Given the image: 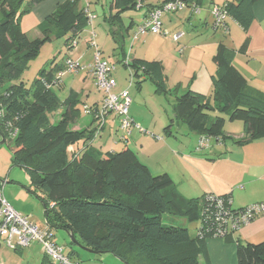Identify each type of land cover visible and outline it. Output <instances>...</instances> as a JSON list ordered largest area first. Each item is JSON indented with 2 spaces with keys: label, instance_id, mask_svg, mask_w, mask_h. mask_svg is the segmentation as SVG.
Returning a JSON list of instances; mask_svg holds the SVG:
<instances>
[{
  "label": "trees",
  "instance_id": "trees-1",
  "mask_svg": "<svg viewBox=\"0 0 264 264\" xmlns=\"http://www.w3.org/2000/svg\"><path fill=\"white\" fill-rule=\"evenodd\" d=\"M40 1L0 0V137L12 152L13 166L29 173L28 190L43 204L49 230H64L95 254L109 253L126 264L207 261L206 241L213 236L205 235L204 230L214 226L215 220L209 209L211 197L227 200L230 195L206 194L187 199L177 191L168 173L153 174L131 148L111 153L94 148L96 128L72 129L79 120L81 96L71 92L63 99L58 93L63 83L52 87L65 70V56L62 63L55 60L44 68L32 87L20 82L46 43L64 38L69 46L88 27L82 0H68L38 26L42 38L31 39L20 20ZM185 1L201 7L203 0ZM257 1L234 0L222 8L248 32L254 23L253 6ZM137 6L135 0H113V19L120 21L124 12ZM157 7H151L149 13ZM225 26L226 21L222 27ZM125 33H114L124 57ZM249 40L248 37L242 51ZM235 57V50L220 43L213 58L217 71L212 76V95L189 90L177 97L174 114L175 120L200 139L214 138L223 144L231 140L243 146L264 139V93L248 85L234 65ZM125 66L135 80L145 76L158 94L168 95L161 63L134 60ZM61 109V120L53 122L51 116ZM210 113L218 115L212 118ZM227 119L243 123V138L226 134ZM95 122L93 117L89 127ZM173 123L174 120L166 130L170 132ZM70 147L79 151L69 153ZM231 207L233 211L244 209ZM206 213L212 217L207 219ZM164 215L199 222L200 226L191 233L187 228L165 225ZM225 240L232 243L234 236ZM69 245L75 244L70 241ZM237 246L238 264H264V241H237Z\"/></svg>",
  "mask_w": 264,
  "mask_h": 264
},
{
  "label": "crops",
  "instance_id": "crops-1",
  "mask_svg": "<svg viewBox=\"0 0 264 264\" xmlns=\"http://www.w3.org/2000/svg\"><path fill=\"white\" fill-rule=\"evenodd\" d=\"M66 1L68 0H41L39 3L35 4L29 14L30 19L34 23L32 29H23V31L31 39L42 38L38 26L48 18V16L54 13L59 5ZM135 1L140 4L141 7L138 8L137 6L135 10L124 12L120 21L113 19V15L116 11L113 10V0L111 1L110 6L107 7L109 9L108 14L106 10L102 13L104 22L110 24L111 29L106 38H101L100 36L98 37L95 28H93L95 27V22L101 17L100 12L97 11L96 8L93 9L91 0H82V4L85 8L89 5V10L95 15V19L93 25L88 26L81 34L79 39L80 45L78 43L77 50L73 52V58L82 65H90L93 63L96 52V48L92 46L90 42V37L93 32L96 36V46L102 52V57L115 66L121 63L123 68L129 71V73L130 70L124 64L125 58H129L131 62L134 60H142L161 63L165 68L169 90L168 95L165 97H171L176 101L178 96L189 90L208 96L212 95V76L217 71L213 58L217 51V47L220 43H223L228 48L236 51L234 65L246 77L248 85L264 93V0H259L254 4V23L248 32L244 31L240 25L231 18H227L225 27H215L216 17L212 13V10L215 7L222 8L225 4L234 0H203L199 13L193 12L191 8H187L177 13L165 14L163 16V26L165 30L170 33V40L168 41L166 38L156 35L153 36V38H146V35H148L147 33L140 35L138 39H134L138 26L143 24L148 17L149 9L159 6L162 0ZM98 2L99 5L102 4V7H104L103 0H98ZM131 12H138L140 15L139 20L135 21V19L129 16ZM194 19H196V21H194ZM126 20H130L129 24H127ZM186 25L190 26L191 31H188V29L186 31L184 30ZM195 27L196 29H194ZM114 33L118 35L119 33L120 35L125 33V57L121 54L122 51L119 44L115 42ZM175 33L183 34L178 44H174L172 42L173 40H171V36ZM31 34H33V37H31ZM248 37L250 38L249 43L242 51L241 48ZM128 39H132L129 51ZM138 40L141 42L140 49H144L141 56L138 55V51L137 53H133L135 42ZM63 58L64 57L58 58L57 62L62 63ZM140 74H143L142 70ZM71 75H74V78L69 84L70 91L68 94L64 93L65 95H63L62 98L65 99L71 92H76L81 96L84 108L85 106L94 107V109L99 107L102 96L98 92V95L91 94L88 90L89 86L87 87L90 81H92L93 84L95 83L93 77L85 71H80L76 75ZM117 75L119 74L117 73ZM117 75L115 79L118 87L115 93H121L123 91H128L129 93L132 88H136L138 92H141V94L143 93L142 99H146L144 93L147 84L148 82L152 83L148 78L142 76L141 79H134V85L130 86V83L127 85L123 82V73L120 74L122 79L117 78ZM137 81L141 84H138ZM62 83L63 85L60 92H64L67 87L64 79ZM78 83L82 86V92L74 88ZM152 85L154 86L155 94L160 95L156 90V86L153 83ZM85 97L86 101L84 100ZM132 118L137 124H140L134 115H132ZM91 122L92 120L90 124ZM174 125L175 122L173 123V126ZM96 127L97 122L86 128L95 129ZM76 129L80 130L79 127ZM166 129L164 133L172 136V129L170 132ZM115 131L118 134L119 123L115 116L110 114L107 117L106 125L94 142V144L98 143L99 148L97 149H100L104 153L117 151L115 148L119 146L118 141L120 142L123 140L121 137L119 140L115 139L113 135ZM134 132L142 133L137 129H135ZM226 134L235 139H240L245 136L244 131L240 133L226 132ZM197 136L200 141V136L198 134ZM156 137L153 134L145 136L142 142L145 140V144H151V146L154 145L155 147L158 146L164 153L172 151L175 154L174 160L177 166L171 170L164 167L161 169V172L157 174L168 173L172 177L177 191L183 197L193 199L200 198L206 194H215L218 196L230 195L232 205L236 209L246 208L254 204H264V139L231 148V155L229 158L213 160L212 156H198L190 152L187 146L182 147L179 145L177 147L178 151H176L170 139L167 140V143L160 146L158 143L154 142V140L161 141L163 139H157ZM103 138H105L104 141H102ZM194 138L197 139L195 135ZM1 140L0 137V142ZM129 141L130 140L126 141L128 143L126 147L130 148ZM196 145L197 143H195V150H197ZM218 146L220 147L218 149L223 148L222 143H219ZM141 147L144 149V146ZM73 150L72 152L68 149V152L75 153V150L79 151L77 147L76 149L73 147ZM234 153H239L238 156L235 157L236 162H234ZM141 156L147 158V161H142L140 159ZM140 157L138 155L139 160L147 165L151 171L153 169L149 161H160V158L156 154L154 158H151V156L143 153V151ZM213 171H216L217 174L211 175ZM6 180H8V182ZM6 180L2 182V188L5 192L8 191L9 187L6 185L12 184V186L18 187V185L21 184L19 181H11L8 177ZM7 195L9 196L8 203L17 212L20 214L25 212L20 201L21 199L19 198L20 194L17 195L15 193L13 197L7 192ZM26 217L30 220V215ZM44 228H48L49 230L47 221L44 224ZM237 241L253 244L264 241V214L257 216L249 225L236 232L232 243L218 238L208 239L206 241L208 260L204 261V259H201V264H238ZM67 252L69 253L68 250Z\"/></svg>",
  "mask_w": 264,
  "mask_h": 264
},
{
  "label": "rangeland",
  "instance_id": "rangeland-1",
  "mask_svg": "<svg viewBox=\"0 0 264 264\" xmlns=\"http://www.w3.org/2000/svg\"><path fill=\"white\" fill-rule=\"evenodd\" d=\"M103 1H104L103 2L104 7H102V4L99 5L98 0H91L93 9L96 8V10L100 12V16H101L100 19L95 22V27L93 28H95L98 37L100 36L101 38L102 37L106 38L108 36L109 30L111 29V26L110 24H106L104 22L102 13L106 10V13L108 14L109 9L107 7L110 6L112 0H103ZM29 14L30 13H27L21 16L20 25L22 29H32L34 23L30 19ZM129 16L135 19V21L139 20L140 17L138 12H131ZM162 21H164V19ZM194 21H196V19H194ZM126 22L127 24H129L130 20H126ZM187 29L188 31H191L189 25H186L184 28L185 31ZM194 29H196V27ZM147 34L148 35H146L147 36L146 38L148 37L153 38V36H155L154 34L151 33H147ZM32 35L33 34H31V37H33ZM163 38H166L167 41L170 40L169 37H163ZM140 40L135 42L133 53H137L138 51L139 52L138 55L141 56L144 49L143 50L142 48L140 49L141 47ZM78 42L80 45V40H78ZM127 43H128V51H129L132 43V39H128ZM66 54H67L66 39L64 38L56 39L52 42L46 43L41 48L39 56L31 62L29 69L23 73L20 82H23L28 88L32 87L35 81L40 78L41 72L44 68L49 66L53 61L57 60L58 58L64 57ZM117 73L119 75H117ZM121 73H123V82L129 85L130 73L129 71H126L123 68L121 63H118L116 66V72L113 74L114 78L117 75V78L122 79V76L120 75ZM73 78L74 75L71 74H67L63 77L67 87L66 90H64V92L58 91L61 97L69 93L70 91L69 84ZM81 87L82 86L80 83L74 86V88L77 91L82 92ZM87 87L88 90L91 92V94L98 95L95 83L93 84L92 81H90ZM129 94L133 101V103L130 106V115L131 117L132 115H134V117L137 118L140 123L138 125L147 132L145 134L143 132L135 133L133 131L129 139L130 140L129 145L130 148L133 151H135L137 155H139V157L143 151V153L147 154L148 156H151V158H154L155 154L160 158V161H156V162L152 160L149 161V163H151L152 165L153 174L160 173L161 169H163L164 167H166V169L171 170L175 166H177V164H175L176 162L174 160L175 154L172 151H169V153L166 152L164 153L159 149L158 146L155 147L154 145L151 146V144H145L146 142L145 140L142 142V139L145 136H150L151 134L155 135V137L159 136L158 137L159 139L161 138L163 139L161 141L153 139L154 142L158 143L160 146L162 144L167 143V140L170 139L176 151H178L177 147L179 145H181L182 147L187 146L190 152L197 154L198 156L199 155L212 156L213 160L229 158L231 155V148L237 147V145L233 141L227 140L225 144L222 143L223 148L218 149L220 148L218 146L219 143L217 142L216 139L211 138L209 147L200 149L199 148L200 142L197 134H195L192 130H190L186 125H182L177 120H175V114H174L175 101L173 100V98L156 95L154 86L150 82H148L144 93V96L146 98L145 100L142 99L143 93L141 94V92H138L136 88H132ZM84 100L86 101V97L84 98ZM79 108H80L79 120L77 122V125H75L72 128L73 130H77L76 128L78 127L79 129H84L86 127H89L90 121L92 120V116L90 114H87L86 111L84 110L83 103L80 104ZM63 111L64 110L61 109L57 113L53 114L51 116L52 121L55 123L59 122L62 118ZM210 115L212 118H215L218 114L210 113ZM172 120H174L175 125L174 126L172 125L171 127L173 131V135L170 136L165 134L164 130L172 124ZM224 130L225 132H230V133L243 132L244 131L243 123L241 121L230 122L227 119ZM113 135L115 139L119 140V138L122 137V132L119 130L117 134L115 131V133L113 132ZM194 135L197 137V139L194 138ZM95 140L92 142V145L94 144ZM104 140L105 138L102 139V141ZM195 143H197L196 145L197 150H195ZM118 144L119 146H117V148L115 149H117V151H122L128 143L126 141H120V142L118 141ZM93 146L95 148H99L98 143L94 144ZM141 146H144L143 147L144 149H142ZM238 154L239 153H234L233 157L234 158L237 157ZM140 159L142 161L145 160L147 161V158H143V156H141ZM12 160H13V155L10 149L7 147V145H1L0 146V175H1L0 193L1 194L3 193V196L7 201L9 200L8 198L9 196L7 195V192L13 197L15 196V193L17 195L20 194L19 198L21 199L20 201L23 209H25L24 210L25 212H23L24 214L22 213L23 216L26 217L27 215H30L31 222L41 227H44V224L46 222L45 208L43 204L28 190L29 187L31 186L29 173L25 169L14 167ZM234 162H236V158L234 159ZM216 174L217 172L213 171L211 175H216ZM7 177L10 178L11 181L12 180L19 181L21 184H19L18 187H15L14 185L12 186V184L6 185L9 187H8V191L5 192L3 191L2 188V182H4ZM6 181L8 182V180ZM163 223L165 225L187 228L191 233H196V231L200 226L199 222H189L187 219L177 217L174 215H164ZM51 233L53 235V240L58 244L62 245L63 247H65L69 251V254H71L70 256L74 262H77L79 264H126L125 262L121 261L114 255L109 253L106 254L91 253L82 250L78 245H73L72 247H70L69 245V242L71 241L70 234L64 230L52 229ZM0 260H2L4 264H53L50 259L44 257L42 247L37 242H32L29 248H23L15 251L9 249L6 246L3 239H0Z\"/></svg>",
  "mask_w": 264,
  "mask_h": 264
},
{
  "label": "built area",
  "instance_id": "built-area-1",
  "mask_svg": "<svg viewBox=\"0 0 264 264\" xmlns=\"http://www.w3.org/2000/svg\"><path fill=\"white\" fill-rule=\"evenodd\" d=\"M141 7L138 4V8ZM191 8L193 12L199 13L201 7L194 3H187L185 0H162L161 4L150 11L145 22L138 26L134 39H138L140 35L151 33L156 36L170 37V33L163 28V16L165 14H172ZM86 13L88 17V26H92L95 15L90 12L89 5H87ZM212 13L216 17V28L222 27L229 18L227 12L221 7H215ZM183 36L182 33H175L171 36L174 43H179ZM95 34L92 32L90 42L96 48L93 63L90 65H82L79 61L73 58V52L77 50L78 40H73L71 45H67V54L65 55V70L58 75L57 81L53 83L52 87H57L63 82V77L67 74H78L80 71L88 72L95 81L97 92L102 96L100 106L92 108L85 106V111L95 118L97 122L95 138L106 125L107 117L112 114L119 123V130L122 132L121 139L128 141L135 129L143 133V130L131 117L130 106L132 99L128 91L115 93L117 89V82L114 78L116 66L108 62L102 57V52L96 46ZM129 58L125 60L128 65ZM134 85V77L130 71V86ZM2 112H0V115ZM17 130L13 134L15 136ZM157 139H159L157 137ZM210 139H200V149L208 148ZM72 152L73 147L69 148ZM212 214H215L214 226L204 230V234H212L213 238L223 239L227 236H234L243 227L249 225L257 216L264 214V204H254L242 210L233 211L232 200L228 198L216 199L211 197ZM212 214L206 213V218L212 217ZM201 231V227L199 229ZM203 231V230H202ZM201 231V232H202ZM0 239H3L6 246L11 250H20L29 248L32 242H37L42 247L44 256L52 261L53 264H79L74 262L67 249L53 240V235L48 228L32 223L27 217L17 212L4 198L3 193H0ZM0 264H4L0 260Z\"/></svg>",
  "mask_w": 264,
  "mask_h": 264
},
{
  "label": "water",
  "instance_id": "water-1",
  "mask_svg": "<svg viewBox=\"0 0 264 264\" xmlns=\"http://www.w3.org/2000/svg\"><path fill=\"white\" fill-rule=\"evenodd\" d=\"M0 145H5V140L4 139L1 140ZM70 237H71V242L73 244H75V245H78L82 250L88 251V252H91V253H95L94 251L89 250L86 247H84L82 244H80L73 234H70Z\"/></svg>",
  "mask_w": 264,
  "mask_h": 264
}]
</instances>
